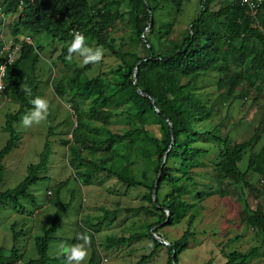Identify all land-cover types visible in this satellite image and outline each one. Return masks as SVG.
<instances>
[{"label": "trees", "instance_id": "obj_1", "mask_svg": "<svg viewBox=\"0 0 264 264\" xmlns=\"http://www.w3.org/2000/svg\"><path fill=\"white\" fill-rule=\"evenodd\" d=\"M22 1L25 7L20 12L19 5ZM182 1L98 0L97 4L92 5L89 0H35L34 4H31V0H4L2 3L5 14L19 15L8 26L11 34L33 39L46 33L54 41H60L62 54L58 59L66 67L74 65L75 53L71 61L66 59L74 31L82 33L85 41H95L97 46L108 49L120 60L114 71L116 77L112 79L108 80L106 73L83 80L80 70L75 76L67 77V81L62 79L54 82V88L60 97L69 96L74 107L76 126L73 136L72 139L62 140V145L69 149V165L76 178L88 184L104 174L107 180L115 178L127 188L144 190L143 200L146 205L126 208L124 211L143 212L156 219L149 225V232L129 237L108 236L105 242L107 249H113L145 237L152 240L156 248L136 264H146L155 256L158 247L164 246L150 234L153 228L158 231L161 227L174 226L193 210L194 205L185 202L182 195L190 193V185H196L194 170L213 165L220 183L230 180L242 188L249 187L247 178L251 173L264 178V143L257 149L259 141L255 136L232 145V137L229 134L223 135L219 126L201 131V127L205 126L204 122L214 119L217 104L222 105L225 100L232 103L237 99H247L253 88L257 92L255 101L264 93V3L254 14L249 7L241 5L237 0H221L218 10L212 8L216 0H200L201 8L196 18L182 36L175 38L172 23L167 22L157 28L156 13L166 8L178 11ZM98 4L101 6L97 7ZM119 5L126 6L131 15L129 26L132 37L128 39L131 42L129 46L126 42L116 49L111 32L116 28V23L124 18V14L118 9ZM151 17H154L152 22ZM154 39L157 40V45L154 44ZM139 45H143L142 56L137 51ZM42 50V46L36 47L33 42L24 43L16 61L8 66L5 79L21 104L16 112L7 115L4 126L9 139L0 150V204L10 203L16 209H19L21 199L34 200L29 190L47 179L44 174L52 154V143L48 139L39 162L28 166V174L24 180L13 189L1 190L5 172L3 161L21 141V134L15 125L32 109V99L37 96L43 98L38 73ZM3 61L0 57V64ZM234 69H239V74L228 76ZM213 72L217 74L216 83L220 91L214 100L206 98V94L199 89L202 77ZM25 84L31 90L30 95L21 88ZM128 104L134 107L135 113L124 109ZM118 109H122L120 117L127 127L116 133L109 126ZM90 123H101V126ZM149 125L159 127V136L152 135L148 130ZM53 133V127H50L49 138ZM206 137L212 138L216 145V157L212 159V152L198 144L200 139ZM258 138L263 139L261 135ZM124 146L126 149L122 151ZM138 146L143 147L140 154L147 162L151 163L154 156L157 158V162L153 163L156 179H159L156 198V182L149 181L146 173L139 177L131 169L134 163L132 158L136 155L134 150ZM249 150L251 155L247 167L241 171L239 164ZM99 153L103 157L95 158ZM165 156L166 163L160 172ZM67 183L65 181L56 185L55 196L59 209L51 225L45 228L41 236L35 237L37 258L24 264L65 261L63 255L53 258L48 255L50 244L57 239L69 245L82 243L77 239L78 234H84L81 227L72 239L55 236L60 227L61 215L69 207V204L64 205L59 200ZM165 186L169 190L162 194ZM213 189L211 187L206 192L197 194V197L216 194L217 191ZM118 211L120 209L104 210L103 218L115 217ZM251 213L247 223L261 235L260 247H254L247 253L235 250L224 254L226 262L223 264H249L264 249L262 206L258 205ZM103 218L99 219L100 222ZM194 221L195 216L190 214L183 235L167 246V264H177L178 256L188 248L193 236ZM13 230L12 254L6 257L0 248V264H18L21 261L22 255H19L16 248L20 234L15 232V226ZM173 254L176 255L175 261ZM95 259L96 255L92 253L89 264H93Z\"/></svg>", "mask_w": 264, "mask_h": 264}, {"label": "rangeland", "instance_id": "obj_2", "mask_svg": "<svg viewBox=\"0 0 264 264\" xmlns=\"http://www.w3.org/2000/svg\"><path fill=\"white\" fill-rule=\"evenodd\" d=\"M97 1L89 0L91 5L97 4ZM199 2L200 0H183L181 9L178 11L174 8L159 10L156 13L157 28L164 23H172L173 36L179 38L199 13L201 8ZM220 5L221 0H216L212 8L218 10ZM96 6L100 7L101 5ZM118 9L124 14V18L116 23V28L112 32L110 31L111 37L115 40L116 49L126 42V45L129 46L131 42L128 39L132 37L129 26L131 15L124 5H119ZM18 16V14L7 15V33L9 31L11 33L8 26ZM29 40L36 47H43L38 73L41 79L40 89L43 98L48 101L49 109L47 118L39 124L34 123L31 127L25 128L21 119L15 125L21 134V141L18 147L3 161L5 172L1 190L13 189L24 180L28 174V166L39 162L40 154L48 139L52 143V154L48 169L44 174L47 179L32 186L29 190L34 196L33 201L21 199L19 209L10 203L0 204V248H2L3 255L8 257L12 254L13 227L15 226V232L20 234L16 248L19 255H22L18 264L21 262L24 264L30 259L37 258L35 237L41 236L45 228L51 225L52 219L59 209V203L55 196L56 185L68 181L59 200L64 205L69 204V207L61 215L60 227L55 236L72 239L78 228L81 227L84 234L88 235L91 240L90 245H86L88 255L83 264H89L92 253L96 255L93 264H136L143 256L150 255L156 248V244L152 240L145 237L113 249H107L105 242L108 236L129 237L149 232V225L156 219L143 212L128 213L124 211L126 208L146 205L143 200L144 190L127 188L115 178L107 180L104 174H100L88 184L76 178L73 168L69 165V149L62 145V140L72 139L73 136L72 132L76 126L74 107L69 96L60 97L54 88V82L62 79L67 81V77L75 76L80 70L83 80L106 73L108 80L112 79L116 77L114 71L120 60L108 49L100 46L104 50V55L99 63L84 65L82 58L75 54L74 65L66 67L58 59L62 54L60 41H54L46 33ZM153 41L157 45V40ZM85 46L93 49L99 47L95 41H85ZM137 51L142 56L144 54L143 45H139ZM239 72V69L231 70L228 76L239 74ZM216 80V72L202 77L199 89L206 94V98L214 100L218 97L220 91ZM6 88L5 96L0 98V150L9 139V134L4 131L6 117L8 114L16 112L21 104L13 95L9 84H6ZM255 96H257V92L253 88L250 89L247 99H237L232 103L225 100L222 105L217 104L214 119L204 122L205 126L201 127V131L219 126L223 135L229 134L232 137V145L248 141L255 136L259 141L257 149H260L264 143V93L257 101L254 100ZM124 109L135 113L131 104H128ZM120 111L122 109L115 110L112 123L109 126V129L116 133L122 132L127 127L120 117ZM85 121L89 122L86 116ZM90 125L101 126V123H90ZM50 127H53L54 133L49 138ZM148 130L152 135L159 136L160 131L157 125H149ZM260 135L263 139L258 138ZM200 140L201 142L198 144L212 152L210 158L216 157L214 150L216 145L212 138L206 137ZM124 145H127V141ZM125 146L122 151L126 149ZM140 150H143L142 146H138L134 150L136 155L132 158L134 163L131 169L139 177L142 173H146L149 181L157 182L153 165L157 162V158L152 157V162L149 163L142 157ZM250 155V150L243 155V160L239 164L241 171L246 169ZM99 157H103V154L99 153L95 156V158ZM210 162L212 161L210 160ZM213 169L214 166L210 165L194 170L196 185H190V193L182 195L185 202L194 205L189 215L193 214L195 221L192 226L193 236L189 240V246L178 256L177 264H207L209 262L223 264L226 262L224 254L235 250L247 253L250 249L261 245V235L248 225L247 220L258 205L262 206L264 212V178L251 173L247 178L250 183L249 187L242 188L241 185L230 180L220 183V179ZM211 187L215 192L217 191L216 194L205 195L203 198L197 197V194L206 192ZM168 190L169 187L165 186L161 192L163 194ZM116 209H120V211L115 217L103 218L104 210L114 211ZM189 215L174 226L161 227L158 231L157 228H153L150 234L158 237L160 239L158 241L162 243L165 241L174 243L185 232ZM101 218H103L102 223L99 220ZM61 244L69 245L58 239L50 244L48 255L51 258L60 255L59 246ZM156 251L155 256L150 258L146 264H167L168 247L164 245L158 247ZM104 259H107L108 262L105 263ZM49 264H65V261ZM249 264H264V249Z\"/></svg>", "mask_w": 264, "mask_h": 264}, {"label": "clouds", "instance_id": "obj_3", "mask_svg": "<svg viewBox=\"0 0 264 264\" xmlns=\"http://www.w3.org/2000/svg\"><path fill=\"white\" fill-rule=\"evenodd\" d=\"M73 40L68 47V55L66 59L72 60L73 54H77L82 58V63L84 65L90 63H99L103 59L104 50L101 47L95 49L85 46V37L82 33L74 31ZM6 71L5 66L0 65V73ZM23 91L31 94V90L27 85H21ZM3 86L0 85V90ZM33 106L29 113L25 114L22 118V125L25 128L31 127L34 123L39 124L41 121L47 118L49 104L48 101L39 96L35 97L30 101ZM77 239L83 241V243H77L73 245L61 244L59 246V254L65 257V264H83V261L88 255V250L86 245H90V237L86 234H78Z\"/></svg>", "mask_w": 264, "mask_h": 264}, {"label": "built area", "instance_id": "obj_4", "mask_svg": "<svg viewBox=\"0 0 264 264\" xmlns=\"http://www.w3.org/2000/svg\"><path fill=\"white\" fill-rule=\"evenodd\" d=\"M4 0H0V17H1V23H0V55L1 58L4 59L2 64L5 66L6 71L0 73V85L3 86V89L0 90V98L5 96L6 92V83L5 79L7 76V68L8 66L12 65L16 59L18 58L24 43H31L29 37L25 36H13L10 31L7 33L6 31V26L8 25L7 23V14L4 13L3 8H2V3ZM241 5L249 7V9L256 14L261 7V5L264 3V0H237ZM35 0H31V4H34ZM25 7V4L23 1L19 5V10L20 12L23 10ZM10 16L12 14H9ZM105 263L108 262L107 259H104Z\"/></svg>", "mask_w": 264, "mask_h": 264}, {"label": "water", "instance_id": "obj_5", "mask_svg": "<svg viewBox=\"0 0 264 264\" xmlns=\"http://www.w3.org/2000/svg\"><path fill=\"white\" fill-rule=\"evenodd\" d=\"M153 21V18L151 17V22ZM152 26V24H150V27ZM154 102V101H153ZM165 163H166V156H165V160H164V162H163V164H162V166H161V168H160V172L162 171V169H163V167H164V165H165ZM159 178H160V175H159ZM158 184H159V179L157 180V182H156V184H155V189H154V198H156V193H157V187H158ZM155 238L157 239V240H160L158 237H156L155 236ZM164 243V245H166V246H169V243L168 242H163ZM175 258H176V255L175 254H173V261H175ZM174 264H176L175 262H174Z\"/></svg>", "mask_w": 264, "mask_h": 264}]
</instances>
